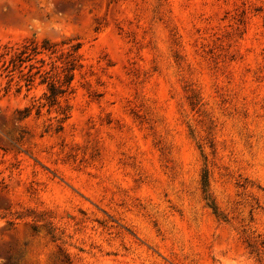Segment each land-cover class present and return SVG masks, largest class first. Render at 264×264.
Returning a JSON list of instances; mask_svg holds the SVG:
<instances>
[{
  "label": "rangeland",
  "instance_id": "374dc122",
  "mask_svg": "<svg viewBox=\"0 0 264 264\" xmlns=\"http://www.w3.org/2000/svg\"><path fill=\"white\" fill-rule=\"evenodd\" d=\"M0 264H264V0H0Z\"/></svg>",
  "mask_w": 264,
  "mask_h": 264
},
{
  "label": "trees",
  "instance_id": "16d2710c",
  "mask_svg": "<svg viewBox=\"0 0 264 264\" xmlns=\"http://www.w3.org/2000/svg\"><path fill=\"white\" fill-rule=\"evenodd\" d=\"M75 39L51 40L44 38L41 41L36 38L26 39L3 63L4 70L9 74L18 72L24 78L28 88L33 83L35 76H38L40 83L46 85V90L43 93L45 102L39 107L57 105L60 103L61 97L73 93V80L77 70L81 67L82 44ZM7 53H2L1 56ZM25 110V115H27L29 109ZM59 110L63 114L62 119L68 118V105L60 107Z\"/></svg>",
  "mask_w": 264,
  "mask_h": 264
}]
</instances>
